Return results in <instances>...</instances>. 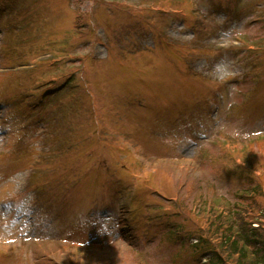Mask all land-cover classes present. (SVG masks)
Returning a JSON list of instances; mask_svg holds the SVG:
<instances>
[{
	"label": "rangeland",
	"instance_id": "obj_1",
	"mask_svg": "<svg viewBox=\"0 0 264 264\" xmlns=\"http://www.w3.org/2000/svg\"><path fill=\"white\" fill-rule=\"evenodd\" d=\"M261 134L264 0H0V264H204L192 213L239 163L264 204Z\"/></svg>",
	"mask_w": 264,
	"mask_h": 264
},
{
	"label": "trees",
	"instance_id": "obj_2",
	"mask_svg": "<svg viewBox=\"0 0 264 264\" xmlns=\"http://www.w3.org/2000/svg\"><path fill=\"white\" fill-rule=\"evenodd\" d=\"M239 173H247L250 185V189L242 190L243 194L238 195L243 203L228 207L225 203V206L217 205L201 196L202 208L192 213L196 220L191 218L199 227L193 247L200 263L264 264V212H258L264 210V204L260 202L262 187L256 183L254 173L243 167ZM179 223L175 222L173 233L186 225ZM182 236L184 239V233ZM191 236H194L193 232Z\"/></svg>",
	"mask_w": 264,
	"mask_h": 264
},
{
	"label": "clouds",
	"instance_id": "obj_3",
	"mask_svg": "<svg viewBox=\"0 0 264 264\" xmlns=\"http://www.w3.org/2000/svg\"><path fill=\"white\" fill-rule=\"evenodd\" d=\"M221 67H223V66L222 65H218V68H221ZM231 74L232 73L230 71H228L225 75H221L219 77V79L223 80V79L227 78L228 76H231Z\"/></svg>",
	"mask_w": 264,
	"mask_h": 264
},
{
	"label": "bare ground",
	"instance_id": "obj_4",
	"mask_svg": "<svg viewBox=\"0 0 264 264\" xmlns=\"http://www.w3.org/2000/svg\"><path fill=\"white\" fill-rule=\"evenodd\" d=\"M189 163V162H188Z\"/></svg>",
	"mask_w": 264,
	"mask_h": 264
}]
</instances>
